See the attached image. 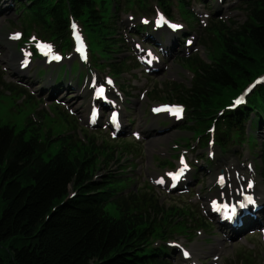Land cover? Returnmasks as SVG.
I'll list each match as a JSON object with an SVG mask.
<instances>
[{"label":"rangeland","instance_id":"1","mask_svg":"<svg viewBox=\"0 0 264 264\" xmlns=\"http://www.w3.org/2000/svg\"><path fill=\"white\" fill-rule=\"evenodd\" d=\"M20 1L7 0L8 12L0 8V124L12 126L16 131L27 125L35 127L42 138L46 134L52 137L70 134L71 139L78 140L83 148H87L85 155L95 160L94 174L101 178L110 173L112 179L117 180L113 182L119 184L114 197L132 195L139 209H148V212H143L145 219L146 214L150 217L151 226L148 228L151 233L161 229L165 235L164 240H156L154 245H172V254L167 259L169 264H264V211L259 219L249 221L254 222L253 226L248 224L237 232L225 231L208 212L212 198L219 201L229 198L239 189L248 187V182L254 183L252 190L264 198V119L252 128L249 121L244 125L247 126L244 134H254V140L233 142L224 150L217 145L215 128H210L209 133L202 134L197 140L200 132L188 127L190 118L186 109H183L180 120L166 114L153 116L149 111L151 106L162 102L176 104L170 89L172 83L186 87L192 78L180 57L197 55L209 61L208 45L211 43L206 28L211 19L227 24L242 22L246 15L244 0H171V18L184 24V37L182 32L168 35L158 30L152 34L150 29H142L145 24L140 22V17H146L148 25L153 26L158 6L155 0H109L112 11L110 30H115L110 34L116 38V43L112 42L109 48L112 52H102L100 64L81 67L74 59L73 51L64 50L61 65L50 64L49 69L33 52L29 67L20 71L33 80L31 83L14 76L13 69H19L21 52L27 48L32 50L34 39L45 37L41 24L29 21L27 13L22 14L19 10ZM80 27L84 32L83 25ZM12 32L20 33L15 42L8 38ZM150 34L154 40L161 41L162 47L168 48V38H176L174 51L165 53L150 42V38L145 41L144 38ZM187 37L193 39L189 48L182 41ZM47 40L54 48L55 43ZM145 47L154 48L159 57L161 65L155 67L156 72H147V67L140 60ZM52 51L58 52L59 49ZM108 54L123 69L120 75L113 77L114 83L106 94L108 101L121 107V120L126 128L118 135L105 125V119L95 127H89L86 121L93 89L88 90V84L93 76L100 78L110 74L111 68L106 64L102 66V62H111L106 58ZM48 74L56 75L57 80L52 77L46 79ZM57 81L72 86L58 94L56 97L59 99L49 95L47 90H40V85L49 87L50 82ZM76 92L78 95L75 96ZM71 97L74 100L67 102ZM217 113L220 112H211ZM251 116L254 118V113ZM29 133L27 131V135ZM61 141L62 138L58 137L49 142L41 153L42 158L46 160L55 154ZM211 153L213 156H209ZM182 161L191 169L186 183L177 190H170V176L167 174ZM221 171L225 174L226 184L223 189H218L216 176ZM233 180H240L239 188H233ZM143 196L147 201L145 204ZM148 203L158 204L162 212H156ZM104 207L111 215H119L112 198ZM175 210L183 212L177 223L170 221L173 217L169 220L167 216ZM179 247L190 252L191 257L187 261L181 258Z\"/></svg>","mask_w":264,"mask_h":264},{"label":"trees","instance_id":"2","mask_svg":"<svg viewBox=\"0 0 264 264\" xmlns=\"http://www.w3.org/2000/svg\"><path fill=\"white\" fill-rule=\"evenodd\" d=\"M156 2L171 13V0ZM19 3L22 14L41 24L43 37L61 50L71 47L68 27L74 17L83 25L92 52L90 62L100 64V54L112 52L109 48L116 38L110 34L115 30H110L109 0ZM243 3L246 15L242 22L211 19L206 28L211 43L209 61L197 55L180 57L192 73L190 85L172 83L170 87L175 100L189 113L188 127L200 136L215 120L216 141L224 150L246 139L248 120L254 126L264 119V82L255 86L245 104L228 108L232 96L264 72V0ZM106 58L111 59L106 64L110 74L120 75L121 66L109 54ZM58 137L62 138L58 151L43 159L41 153ZM71 138L70 134L42 138L35 127L16 131L0 124V264H169L170 249L163 243L153 245L165 235L161 229L151 233L150 217L146 214L145 219L143 212L148 209H139L132 195L114 197L117 180L110 173L94 178L95 160ZM111 198L119 210L117 217L104 207ZM143 201L147 202L144 196ZM148 204L162 212L158 204ZM181 213L175 210L167 216L177 223Z\"/></svg>","mask_w":264,"mask_h":264},{"label":"bare ground","instance_id":"3","mask_svg":"<svg viewBox=\"0 0 264 264\" xmlns=\"http://www.w3.org/2000/svg\"><path fill=\"white\" fill-rule=\"evenodd\" d=\"M4 1H5V4H4ZM0 8H2L3 10H4V12H8V10H9V4H8V2H7V0H0ZM167 42H168V45L167 46H169L170 48H168V47H162L161 45H159V47L161 48V49H163L165 52H168V51H174V47H176V42H177V40H176V38H171V37H169L168 38V40H167ZM174 42V43H173ZM5 54V53H4ZM3 54V55H4ZM23 60H24V58L23 57H21V60H20V64L23 62ZM63 60V59H62ZM61 60V61H62ZM151 62H152V67H158V66H160L161 64L158 62V61H156L154 58H151ZM30 63L31 62H29V64L26 66V67H24V68H21L20 67V64H19V69H13V74H14V76H17V77H21V80H23L24 82H27V83H31V82H33V80H29L27 77H26V75L25 74H21V70H24V69H27L28 67H29V65H30ZM150 67V66H149ZM48 77H52L53 78V80H57L56 79V76H54V75H47L46 76V79L48 78ZM52 78H50L51 80H52ZM46 79H42L43 81L44 80H46ZM50 79H48V81H50ZM53 82V81H52ZM70 84H67V85H64L63 84V82H59V81H57V82H54V83H49V87H46L45 85L44 86H42V85H40V90L43 92V91H48L49 92V95H54V96H57L58 94H61V92L62 91H65V90H68V89H70V88H72V86L70 85ZM37 88H39V87H37ZM76 95H78V92H76L75 93V96ZM74 100V97H71L67 102H72ZM127 109V108H126ZM119 110H120V113H121V107L119 108ZM163 113H165V112H163ZM122 115V114H121ZM182 116H183V113H182ZM123 121V120H122ZM252 135V137L254 138V134H251ZM159 176V175H158ZM156 178H157V176H156ZM155 178V179H156ZM186 181V180H185ZM233 182V184H232V186H233V188H239L240 187V180H233L232 181ZM255 197V199H253ZM262 201V202H261ZM254 202H257L259 205H261V206H263L264 207V198H262L261 196H258L257 194H255L254 196H252V198H251V202H249V201H244L243 203H244V205L246 206V207H250V205L251 204H253ZM250 210V216H247L246 217V215H243V217H241V213H242V211L241 212H239V211H237V213L236 214H234L231 218H230V220H234V219H236V218H238V219H240V220H244V221H247V222H249L251 219H252V216L254 215V216H257V218L258 217H260L261 216V212H259V213H256V212H254V210H253V208L252 209H249ZM212 215H214L213 213H211ZM216 215V214H215ZM227 222H228V225H229V230L228 231H230V232H237L238 230H241V228H239V226L237 225V226H232V223L230 222V221H228L227 219H225ZM254 225V222H252L251 223V225Z\"/></svg>","mask_w":264,"mask_h":264},{"label":"snow or ice","instance_id":"4","mask_svg":"<svg viewBox=\"0 0 264 264\" xmlns=\"http://www.w3.org/2000/svg\"><path fill=\"white\" fill-rule=\"evenodd\" d=\"M163 19V17H161V20ZM158 23H159V21H158ZM76 26L75 25H73V28H75ZM173 27H179L178 25H173ZM18 36H19V34H16V36H14L13 38H18ZM77 39L79 40V36H77ZM39 48H41V49H48V51L50 52L51 51V48H50V46H48V45H40V44H38L37 45ZM80 51H83V47H82V45H81V48H80ZM56 59H59V57H55ZM25 63H27V61H25ZM103 93V89H100L99 90V93L98 94H102ZM242 97L240 98V99H238L237 101H236V103L237 104H239V103H241L242 102ZM161 109H155V111H160ZM171 111H173L177 116H179V114L181 113V111H182V109L181 108H174V109H171ZM93 116H95V113H93ZM112 119H113V121H115V119H116V116H115V114H113V117H112ZM182 163H183V161H182ZM181 171H183V170H181ZM178 175L179 174H177V176L176 177H174V178H178ZM223 178H221V180H222ZM248 187H252V184H251V182H249V185H248ZM249 202H251V197H247L246 198ZM241 207H244V205H241ZM185 255H187V253H185Z\"/></svg>","mask_w":264,"mask_h":264}]
</instances>
